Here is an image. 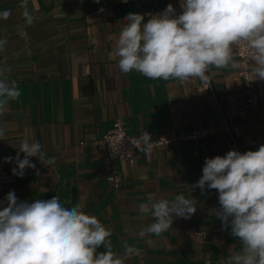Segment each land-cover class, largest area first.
I'll return each mask as SVG.
<instances>
[{"label": "crops", "instance_id": "1", "mask_svg": "<svg viewBox=\"0 0 264 264\" xmlns=\"http://www.w3.org/2000/svg\"><path fill=\"white\" fill-rule=\"evenodd\" d=\"M22 2L0 0V13L10 12L0 19V38L7 40L0 68H11L5 76L21 90L20 99L0 118L6 134L0 140V161L15 157L26 138L41 143L44 158L29 157L35 169L15 175L0 193V210L10 191L27 203L59 196L65 207L80 205L112 229V250L118 257H123L125 244L141 250L126 264H221L238 252L240 242L230 226L224 229L212 214L220 207L218 192L202 194L192 186L201 178L206 158L231 150L229 128L238 130L242 153L264 144V80L251 76L247 89L237 68L210 67V88L198 91V79L180 83L121 73L110 53L124 18L138 13L146 22V13H162L169 4L178 15L173 0H27L32 23L23 15ZM249 92L258 95L253 110L247 105ZM118 119L134 137L170 130L184 135L197 123L219 129L206 139L180 140L149 156L137 153L133 163L115 159L113 174L120 186L113 189L92 141ZM15 166L7 168L12 173ZM150 195L157 200L190 196L197 211L187 219L174 216L172 228L161 237L140 239L139 230L154 222L138 211ZM199 232H204L201 239Z\"/></svg>", "mask_w": 264, "mask_h": 264}, {"label": "clouds", "instance_id": "2", "mask_svg": "<svg viewBox=\"0 0 264 264\" xmlns=\"http://www.w3.org/2000/svg\"><path fill=\"white\" fill-rule=\"evenodd\" d=\"M21 7L27 22L32 23L27 0ZM180 7L182 12L177 15L169 4L147 22L138 13L124 18L110 53L121 73L135 71L150 80L180 83L198 79L208 85L210 67H239L232 46L246 41L255 63L251 80H264V0H181ZM9 16L8 11L0 13V19ZM6 45L7 40L0 38V51ZM6 72L11 68H0V118L21 97L18 82L6 78ZM5 139V129L0 127V140ZM140 141L148 146L141 151L149 156L150 135L143 133ZM29 157L43 160L38 140L23 139L16 156L4 161H15L11 171L22 176L26 168L36 167ZM202 173L192 187L202 194L218 192L220 207L212 209V214L224 229L230 226L240 242V250L221 264H264V144L255 151L233 149L224 156L206 158ZM5 200L7 204L0 210V264H126L141 255L139 248L125 244L123 257H118L112 250V229L95 215L85 214L80 205L65 207L59 196L27 203L10 191ZM196 205L190 196L157 200L150 195L147 202L138 204V211L145 218L150 214L154 222L141 228L138 238L161 237L172 228L174 216L190 218ZM102 246L106 250L98 252Z\"/></svg>", "mask_w": 264, "mask_h": 264}, {"label": "built area", "instance_id": "3", "mask_svg": "<svg viewBox=\"0 0 264 264\" xmlns=\"http://www.w3.org/2000/svg\"><path fill=\"white\" fill-rule=\"evenodd\" d=\"M173 2L178 11V15L181 14V0H173ZM135 3L137 4L136 1ZM151 15L153 14H145L146 22ZM232 47L234 59L239 64V67L237 68L238 75L242 78L244 87L249 89L251 86L250 78L253 75L252 69L255 67L254 61L251 60L253 50L247 47L246 41L242 44L233 45ZM209 88V84L205 85L202 83L198 88V91L208 90ZM247 105L250 109H255L258 105V95L249 92ZM218 129L207 126L204 123H197L187 134L184 135H178L174 130H170L167 134L156 137L149 134L151 139V151L174 145L180 140L197 141L206 139ZM229 131L231 133V150L234 149L242 153L237 141L238 130L236 128H229ZM140 137L129 135L125 123L118 119L113 122L110 130L92 141L93 146L102 153V168L106 172V180L108 184L113 189H117L120 186V180L113 174V161L115 159H123L129 163H133L135 154L144 153L141 149H147L148 147L140 141ZM80 144L82 145L83 142ZM8 164L14 165L15 161L11 163L0 161V193L15 181V175H13L7 168ZM203 236L204 232L196 234L198 239H201Z\"/></svg>", "mask_w": 264, "mask_h": 264}]
</instances>
